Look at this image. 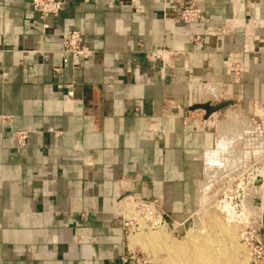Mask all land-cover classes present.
<instances>
[{"label": "crops", "instance_id": "1", "mask_svg": "<svg viewBox=\"0 0 264 264\" xmlns=\"http://www.w3.org/2000/svg\"><path fill=\"white\" fill-rule=\"evenodd\" d=\"M44 24L31 0H0V264H119L126 193L192 211L217 144L201 93L264 111V0H65ZM69 30L90 52L76 65Z\"/></svg>", "mask_w": 264, "mask_h": 264}, {"label": "rangeland", "instance_id": "2", "mask_svg": "<svg viewBox=\"0 0 264 264\" xmlns=\"http://www.w3.org/2000/svg\"><path fill=\"white\" fill-rule=\"evenodd\" d=\"M200 100L214 106L222 102L220 97H204L202 93ZM210 125L217 144L205 160L204 176L196 184V200L188 216L179 221L172 219L159 199L145 193L144 204L158 207L163 227H142L147 214H143L141 203H136L138 199L132 193L127 199V212L119 210L117 216L122 220L130 251L127 257L134 254L149 264H176V256H188L190 260L193 251L207 246L214 254L213 264L223 261L224 249L236 251L233 264H248L245 238L251 228L260 223L263 227L264 111L257 117H241L235 108H223L213 114ZM131 202L135 204L129 206ZM226 232L233 235L231 243L223 242ZM188 258H181L182 262L190 264Z\"/></svg>", "mask_w": 264, "mask_h": 264}, {"label": "built area", "instance_id": "3", "mask_svg": "<svg viewBox=\"0 0 264 264\" xmlns=\"http://www.w3.org/2000/svg\"><path fill=\"white\" fill-rule=\"evenodd\" d=\"M32 4V10L36 12L39 15V19L42 23L41 30L44 32L47 27L44 24L45 21L49 17H58L60 13L63 11L65 0H31ZM202 17V11L198 9L197 7H186L182 8L179 12L178 18L182 22L192 25L198 22ZM193 44L196 47V49L201 50L203 49V39L200 35L195 34L192 38ZM60 42H61V53L65 56H69L72 59L73 65H76L79 63V61L82 59H86L89 56L88 51H85L81 49V35L77 31L69 30L66 33H64L62 36H60ZM149 58L153 61H160L161 58V51H155L149 53ZM64 63H66V60H64ZM162 63V62H161ZM230 71L236 76L238 75V65L234 64L230 68ZM32 130L25 129L23 131L17 132L15 134V140L17 142L18 147H23L25 145V142L28 138V136L31 134ZM131 197H125L123 200L126 202L120 209L121 212L126 211L127 212V199ZM142 205V212L143 214H147L146 219L144 221V224H141L143 228L145 229H154V228H160L163 227L165 224L163 223V218L161 216V213L159 212L158 207H155L154 205H146L143 202L142 198H136ZM129 206H132L131 204H135L133 202L128 203ZM140 205V204H138ZM137 205V206H138ZM140 205V206H141ZM127 220H124V226H127ZM140 225H138V228ZM261 228L262 223L259 224L256 228H251L250 234L248 237L245 238L246 240V247L248 249V264H264V240H262L261 237ZM128 260L133 261L134 264H149L144 259L139 258L137 255L131 254L127 257V255L120 258V264L127 263Z\"/></svg>", "mask_w": 264, "mask_h": 264}, {"label": "bare ground", "instance_id": "4", "mask_svg": "<svg viewBox=\"0 0 264 264\" xmlns=\"http://www.w3.org/2000/svg\"><path fill=\"white\" fill-rule=\"evenodd\" d=\"M222 136V135H221ZM212 152V151H211ZM210 152V153H211ZM209 153V154H210ZM225 234V233H224ZM158 236V235H157ZM161 237V236H160ZM158 238V237H157ZM156 238V239H157ZM161 239V238H160ZM205 239V238H204ZM224 239V238H223ZM205 241V240H204ZM221 241V240H220ZM233 241V235H230L229 233L226 232V235H225V239L223 240V242H228V243H231ZM207 242V240H206ZM208 243V242H207ZM211 243V242H210ZM209 243V244H210ZM207 244V245H209ZM211 245V244H210ZM207 246H203V248H200V249H197L196 251H193V253H191V255H189L192 259L189 260L188 256L186 257H183V256H179V257H175L174 260L176 262V264H180L182 262V259L183 258H188V261H185L186 262H190V264H213V252L210 250V249H207L206 248ZM173 250V249H172ZM175 250V248H174ZM224 250H227V251H224L223 252V261L221 259V263L219 264H233L234 263V260L235 259V254H236V251L235 250H231V249H224ZM182 258V259H181ZM211 260V262L209 263H206V261L208 260ZM182 263H185V262H182ZM186 264V263H185ZM214 264H217V263H214Z\"/></svg>", "mask_w": 264, "mask_h": 264}, {"label": "water", "instance_id": "5", "mask_svg": "<svg viewBox=\"0 0 264 264\" xmlns=\"http://www.w3.org/2000/svg\"><path fill=\"white\" fill-rule=\"evenodd\" d=\"M230 103H223V104H219L216 106H211L210 104H201L198 106L199 109L203 110L205 112V119L209 118L212 114H214L215 112H218L219 110L229 106ZM127 196H131V193H126L124 196H122L118 201H120L121 199L127 197Z\"/></svg>", "mask_w": 264, "mask_h": 264}]
</instances>
